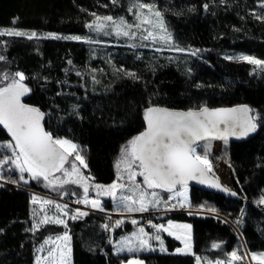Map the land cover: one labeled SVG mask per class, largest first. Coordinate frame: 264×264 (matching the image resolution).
I'll return each instance as SVG.
<instances>
[{"label":"trees","instance_id":"obj_1","mask_svg":"<svg viewBox=\"0 0 264 264\" xmlns=\"http://www.w3.org/2000/svg\"><path fill=\"white\" fill-rule=\"evenodd\" d=\"M151 2L161 11L176 45L185 51H200L201 59L135 50L122 43L93 47L71 39L2 36L0 75L24 73V83L30 88L26 103L45 112L47 132L78 146L87 172L103 184L116 179L114 163L123 144L145 130L143 117L148 107L190 110L248 106L256 117V135L230 145L232 191L236 195L191 189V210L214 208L216 214L166 217L165 221L192 226L195 255L176 254L181 243L167 235V251L116 255L111 241L130 233V224L110 232L104 227L105 217L88 214L69 218L67 228L47 224L33 230L34 208L21 187L55 193L34 181L22 184L19 173L12 172L7 174V183H0V264H36V251L44 240L64 232L71 237L73 264H121L133 258L144 264H195L196 256L216 259L232 251L244 257L239 264H250L246 251L264 253V204L258 203L264 196V76L254 77L248 64L224 57L229 53L264 60V20L256 18L264 16L262 0ZM132 3L0 0V30L85 39L90 37L86 23L95 19L90 13L124 17ZM9 141L10 135L0 126V143ZM0 155L11 153L0 148ZM103 209L114 211L112 202L104 203ZM76 210H71L70 217ZM213 243L220 248L213 249Z\"/></svg>","mask_w":264,"mask_h":264},{"label":"snow or ice","instance_id":"obj_2","mask_svg":"<svg viewBox=\"0 0 264 264\" xmlns=\"http://www.w3.org/2000/svg\"><path fill=\"white\" fill-rule=\"evenodd\" d=\"M117 3V0H112ZM207 5H205V8ZM264 8V0L260 4ZM128 12L135 17V23L129 22L123 16L114 18L111 15H97L90 13L95 19L86 23V27L90 31L97 33L104 32L110 34L106 29H112V32L119 37L134 38L136 33L132 29L141 30L146 33L142 37L144 40L151 38L152 41L157 39L167 43L171 39L167 27L160 10L152 2H144V0H133L128 8ZM153 17L155 19H153ZM257 19L264 20V16H257ZM16 21L14 20L13 23ZM158 28V34L152 29ZM23 37L28 40L33 39H71L81 40L80 36L61 37L56 34H47L38 37L36 32L26 33L16 30H0V37ZM89 42V41H85ZM177 51H185V49L177 48ZM196 55V52H192ZM227 59H236L244 61L256 68L264 71V60H259L251 56L241 55L238 57H226ZM4 57L0 56V61ZM70 63V62H69ZM67 71V70H66ZM79 74V73H78ZM134 77V73H128ZM27 77L22 72H16L13 76L7 73L0 75V126L7 130L11 137V141L0 143V148L7 149L11 155H0V169L9 172H18L19 180L28 183L25 173L33 180H41L48 182L52 188H63L64 185H76L83 188V199H78L77 203L90 205L93 209L103 211L101 202L98 199H89V183L90 177H85L75 162H71L69 157H74L75 161H79V165L86 168L87 164L84 157L78 151V146L68 139L54 137L50 132L45 131L42 121L44 113L37 107L30 106L23 102L22 98L29 94L30 88L24 83ZM6 81V82H5ZM252 109L248 106H240L233 108H221L210 110L202 107L199 110L174 111L167 108L148 107L144 112V121L146 122L145 130L131 138L127 145L121 149V158L117 161L115 167L117 169L116 181L108 186L94 185L97 196H108L113 199L117 198V190L126 187L125 184L119 183L124 179L125 174L127 180L131 184V191H139V196L133 199L130 196L121 195L120 202L123 204L127 212H148L152 209L160 210L163 204L164 210H168L169 201L180 198L178 205H171L175 209L179 207H190L188 204V182L195 180L198 183H205L207 174L212 171L211 162L206 154L198 153L200 141L209 139H222L227 141L229 135L246 136L250 132H254L257 128L255 123L256 117L251 115ZM11 165L10 168H5ZM65 165H70L66 168ZM56 173H62L63 179L56 176ZM137 177H142V182H137ZM0 178H3L0 176ZM16 183L17 181H10ZM141 183L144 186L141 187ZM209 187L219 188L218 182L208 181ZM179 186V190L177 188ZM144 189H150L146 191ZM160 190L159 192L156 190ZM227 191V189H221ZM161 192L170 193L169 196H161ZM73 195H77L73 193ZM231 195H236L232 192ZM33 204H40V211L45 212V206L53 205V201L45 199L38 200L32 197ZM264 204V196L258 201ZM138 205V207H133ZM58 213L68 215L65 211L67 205L61 206L59 203L54 205ZM203 211L204 208L199 209ZM214 212L215 209H207ZM88 215L87 212L76 210L75 215L71 219H77ZM123 221H116L115 226L119 227ZM136 224V220H132ZM54 224L63 225L67 228V223L59 215H45L39 220L38 224L33 225V230H39L41 225ZM151 228L155 229V234L150 235L145 231L144 227H139L138 232L133 234L131 239H125L121 242L118 252L125 249L129 253L144 250H153L150 240H155L160 245L161 251H167L164 247V240L160 233H167L168 236L174 237L181 241L183 248L176 249V252L185 255L192 254L191 244V225L173 223L168 221L165 224H154L149 221ZM108 229V225H104ZM71 237L68 232L58 235L53 240L51 237L44 240V245H52L47 250V255L37 258L36 264H70V247ZM133 241L135 243H133ZM213 249L220 248V244L213 243ZM43 251V246L38 249ZM229 259L211 260L195 257V264H236L237 261L242 262L244 257L238 255L236 251L229 254ZM252 260L256 264H264V253L252 255ZM121 264H144V261L138 258L128 259Z\"/></svg>","mask_w":264,"mask_h":264},{"label":"rangeland","instance_id":"obj_3","mask_svg":"<svg viewBox=\"0 0 264 264\" xmlns=\"http://www.w3.org/2000/svg\"><path fill=\"white\" fill-rule=\"evenodd\" d=\"M149 1L151 2L152 0H149ZM261 9H263V12L261 11V14H263L264 13V8H261ZM124 18L126 20H128L129 22L135 23V17H134V15H132L130 13H129L128 16H124ZM153 19H155V18L153 17ZM163 19H164V17H163ZM164 22H165V20H164ZM165 26L167 27L168 33H170V35H171V39L167 43H165L164 41H161L159 39H157L156 41H152L151 38H149L148 40H144V39H142V37L144 35H146V33L141 31V30H137L135 28L132 29V31L136 33V36L134 38L123 37V36L117 37L114 34V32H112V29L109 28V29H106V31L109 32L110 34H107V35L104 34V32L97 33L95 31L88 30L89 33H90V37L89 38H85V39L82 38L79 41H84V42L85 41H89L87 43H91V45H93V47H94V45L98 46V47L99 46L100 47H108V46L115 45V43H122V44L127 45V47H130V48L135 49V50H138V49L139 50H154V51H156L159 54H161L163 52L174 53V56H176L177 58L184 57L183 59H193L195 57H200V59H201V57L203 55H201L200 51H195V50H187V51H183V52L177 51L176 49L180 48V47L176 45L174 34L168 28L166 22H165ZM152 30L157 32L158 34H162V33L159 32L158 28H155V29H152ZM26 33H28V32H26ZM43 36H46V35H43ZM95 49H97V48H95ZM192 52H196V55H192L191 54ZM238 56H241V54L234 55V54H229L228 53V54L224 55L225 58L226 57H238ZM227 60L232 61V62H236V63H246L244 61H238L236 59H227ZM1 62L2 61H0V63ZM246 64H248V63H246ZM248 65H249V68L251 70V75L252 76L257 77V78L264 76V71H261L260 69L256 68L255 65H250V64H248ZM129 73H131V72H129ZM7 74L10 77L13 76V74H10V73H7ZM127 143L123 144L121 149L123 147H125L127 145ZM200 145H201V147H198L197 151L201 155H204V154L207 155L209 161L211 162V166H212L211 173L215 177H217L222 182L223 185H225V186H227V187L232 189V171H231V158H230V144L227 143V142H223V141H214L213 140V141L204 142V143H202ZM121 149H120L118 155L116 156L115 163H114L115 165H116L117 161L121 158ZM69 160L71 162H75L77 164V166L80 167L81 173L85 177H90L91 178V179L88 180V183L90 185L89 193H88L89 199H98L101 202V207L102 208L104 206V203H106L107 201H111L112 204H113V209H115L116 211L118 210L117 212L116 211H108V210L101 211L99 209H93L90 205H85V204L81 203L80 205H82V207H84L86 209H91L92 211L95 210V211H100L101 212L99 214H95V213L89 212L88 214L102 215V217L106 218V221L109 219L110 223H112V225L115 224L116 221H118V220L127 221V222H130L132 220H136L137 223L133 224V225H135V231L133 232V234H134V233L138 232L139 227H143L141 218H143L144 214H147V213H150V212H154V211H159V210H156V209H152L150 207L148 212H144V213L131 212L130 213V212H127L124 209L123 204L119 200V197L121 195L130 196L133 199H136L139 196V191H135L134 192V191L130 190L131 184L127 180V175L126 174H125L123 180L118 181L119 183L125 184L126 187L124 189H122V190H117V198L116 199H113L112 197H108V196H97V193H96L94 185L99 184V185L108 186V185L112 184L113 182H117L116 179L110 184H103V183H100V182H95L94 181L95 178L91 174H89L87 172L88 171L87 170L88 167L84 168V167L80 166L79 165V161H75L74 157H69ZM10 167H11V165H7V168H10ZM65 167L69 168L70 165H65ZM115 171H116V174H118L116 167H115ZM13 172H15V171H13ZM11 173L12 172H9V171H4L2 173L0 172V176L3 177V178H0V183H7V174H11ZM24 175H25V178L28 180V183H24L23 181L20 180V183H22V184H29L31 181H34L36 183L41 184L44 188L48 189V191L51 190L52 193H55L57 195L64 194V193L73 195V193H76L77 195H73V196H75V197H77L78 199H81V200L83 199V188L82 187H77L76 185H64L63 188L57 187V188L54 189V188H52L51 186L48 185L47 181H44L43 179H41V180H33L30 177H28L27 173H25ZM56 176L61 177V179H63L62 173H56ZM137 182H142V177H137ZM141 187L142 188L144 187L142 185V183H141ZM144 190L149 191V192L151 191L150 189H144ZM178 190H179V188H178ZM156 191L159 192L160 190L157 189ZM190 193H191V188L188 187L187 196H188V204L189 205H190ZM55 194H53V195H55ZM165 194H166L165 192H161L160 193L161 196H164ZM169 195H171V194L168 193L167 196H169ZM179 200H180V198H177L176 200L169 201V203L173 202L174 205H178ZM133 207H138V205H133ZM177 208H181V207L177 206L176 210H177ZM182 208H184L187 211V212H185L183 214H190V215H215L216 214L215 211L214 212L208 211L207 210L208 208H204V207H203L204 208L203 211L199 210V209H201V207L197 208L195 210L194 209L191 210V208L188 207V206L182 207ZM160 210H162V212L166 211V210H164L163 204L160 206ZM82 211L86 212L84 210H82ZM172 211H174V210H169L168 212H170V213H167V211H166V214H164L161 217L162 218L161 219V223L162 224L166 225L168 223V221H171L173 223H180V222H176V221H173V220L165 221L166 217L168 215H170ZM45 212L49 216L59 215L60 218L64 219L65 221L67 220V218H65V216L62 215V213H58L56 210H52L50 208H47L46 206H45ZM45 212H41L40 211V207L34 208V211H33V224H38L39 220L43 217V215H45ZM69 218L70 217H68V219ZM181 224H188V223H181ZM42 226L43 225H41L40 227H42ZM145 231L149 232L147 229H145ZM133 234L121 236L118 240H116V241L112 240L111 241V244H112L113 249H114V253L116 255H122V254H125V253H128V254H125V255L132 254V253L127 252L126 249L123 252H118L117 249L120 247L121 242L123 240L131 239L133 237ZM149 234L152 235V233H150V232H149ZM165 234H167V233H163V232L160 233L162 239H164V235ZM55 238L56 237H53L52 239L54 240ZM179 242L181 243V241H179ZM133 243H135V242L133 241ZM150 244H151L152 249H153V250H150V251L164 252V251L160 250V245H159V243L157 241L150 240ZM191 244H192V254L191 255H195V253H194V238H193L192 226H191ZM42 246H43L44 250L43 251H39L38 249H40ZM49 247H52V245L41 244L38 247V249L36 251V261H37L38 257L41 258V260H42V258L47 255V250H48ZM70 247H71L70 264H73L71 241H70ZM164 247H165V243H164ZM180 248H183V244L182 243H181V247ZM144 251L145 252H149V250H144ZM140 252H142V251H140ZM246 252H247V258H248L249 263L250 264L255 263L256 261L252 260V258H251L253 253H249L248 251H246ZM175 253L176 254H180V255H185V254L178 253V252H175ZM254 254L258 255L257 253H254ZM202 258L211 259L210 257H207V256H204ZM229 258H230L229 255H227V256H223L221 258H216V259L227 261ZM216 259H211V260H216ZM202 264H203V259H202ZM236 264H239V261H237Z\"/></svg>","mask_w":264,"mask_h":264},{"label":"built area","instance_id":"obj_4","mask_svg":"<svg viewBox=\"0 0 264 264\" xmlns=\"http://www.w3.org/2000/svg\"><path fill=\"white\" fill-rule=\"evenodd\" d=\"M5 168H7V165L5 166ZM5 170L4 169H0V172H4ZM21 189H23L24 191H26L29 195V203L30 205L33 207V208H37V207H40V204H33L32 203V197L35 196L37 197L38 200H45V199H48V200H51L53 201V205H50V206H46L47 208H50L52 210H56V208L54 207V205L56 203H59L61 206L63 205H67V208L65 209V211L68 212V215H64L65 218H67L68 220V217H70V213H71V210L73 209H77L79 211H86L87 213L91 212V213H95V214H99L101 213L100 211H95V210H91V209H86L84 207H82V205H80L81 203H77L76 201L78 200L77 197L75 196H72V197H59V196H56V195H53V194H50L48 192H43V191H40V190H37V189H34V188H28V187H21ZM169 205H174L173 202H170ZM169 206L167 213H170L168 212L169 210H174L171 212V214H183L185 212H187L184 208H176L173 209ZM57 211V210H56ZM166 211H163L162 210H159V211H154V212H150V213H147V214H144L143 215V218H141L142 220V225L145 229H147L150 233H152V235L155 234V229L151 228L150 225H149V221H151L152 223L154 224H162L161 223V217L166 214ZM83 212V211H82ZM63 215V214H62ZM81 218V217H79ZM66 220V222H67ZM105 225H108V231L112 232V229H113V225L112 223H110V220L108 219L106 222H105Z\"/></svg>","mask_w":264,"mask_h":264},{"label":"water","instance_id":"obj_5","mask_svg":"<svg viewBox=\"0 0 264 264\" xmlns=\"http://www.w3.org/2000/svg\"><path fill=\"white\" fill-rule=\"evenodd\" d=\"M27 97H28V95H26L25 97L22 98L24 103H26ZM26 104H28V103H26ZM28 105H30V104H28ZM30 106H34V105H30ZM240 106H246V105H236V106L220 107V108H209V107H207V108H209L210 110H215V109H221V108H233V107H240ZM34 107H37V106H34ZM37 108H39V107H37ZM163 108H166V107H163ZM167 109L174 110V111H188V110H175V109H170V108H167ZM40 110L45 114V112L42 109H40ZM190 110H199V109H190ZM45 123H46V114L44 115V119L42 121V124L44 126L45 131H47L46 127H45ZM255 135H256L255 131L254 132H250L246 136H240V137L234 136V135H229L227 137V141L226 142L229 143L230 145L236 144V143H244V142H246L248 140H251ZM213 140L214 141H223V142H225V140H222V139H209L207 141H213ZM207 141H200L199 144H202V143L207 142ZM208 181L218 182L220 187L219 188L209 187ZM188 187H190L191 189H200V190L208 191V192H211V193H214V194H219V195H227V196H231V197L234 196V195H231V193L233 192L232 189L227 187V186H225V185H223L222 182L217 177H215L211 172L207 174L205 183L201 184V183H198L195 180H190L188 182ZM177 188H179V186H177ZM221 189H227V191H223Z\"/></svg>","mask_w":264,"mask_h":264},{"label":"crops","instance_id":"obj_6","mask_svg":"<svg viewBox=\"0 0 264 264\" xmlns=\"http://www.w3.org/2000/svg\"><path fill=\"white\" fill-rule=\"evenodd\" d=\"M114 211H116L115 209H113ZM118 211V210H117ZM116 211V212H117ZM120 211V210H119ZM122 221V220H121ZM132 225H131V224ZM124 224H130L132 226V231L130 233H125L123 236L125 235H129V234H133V232L135 231V225H133L132 221L130 222H127V221H123V223L119 226V227H116L115 224H113V229H112V232L115 230V229H119L120 227L124 226ZM167 235V234H165ZM168 236V235H167ZM164 240V239H163ZM125 254H128V253H125ZM125 254H122V255H125Z\"/></svg>","mask_w":264,"mask_h":264}]
</instances>
